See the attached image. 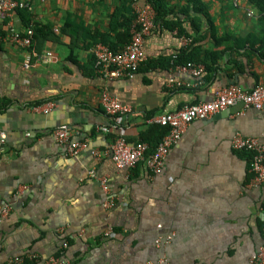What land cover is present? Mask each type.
Wrapping results in <instances>:
<instances>
[{
  "label": "crops",
  "instance_id": "1",
  "mask_svg": "<svg viewBox=\"0 0 264 264\" xmlns=\"http://www.w3.org/2000/svg\"><path fill=\"white\" fill-rule=\"evenodd\" d=\"M26 1L31 22L42 25L33 49L51 51L53 57L25 68L24 50L0 42V131L5 133L0 211L8 208L0 221V264L13 256L45 259L59 251L66 264H155L159 259L162 264H251L250 255L264 241V186H248V158L231 147V137L236 132L260 137L264 106L242 112L232 106L224 115L218 111L192 121L152 177L142 162L132 170L119 169L108 156L96 160L92 150L107 149L119 133L136 141L153 124L150 118L211 100L226 85L250 89L264 81V58L255 53L246 65L247 58L224 42L218 48L237 56L244 67L232 68L223 56L215 77L195 91L189 88L196 86L167 85L169 80L194 83L190 75L145 64L130 77L105 79L90 68V41L105 34L113 38L107 33L109 15L122 0ZM203 3L217 35L244 38L258 32L259 13L248 0ZM182 5L172 0L175 14L169 17L178 15L192 32ZM127 10L131 14L132 4ZM200 16L203 25L194 34L203 49H211L209 26ZM10 27L22 28L17 11L0 18V33ZM178 37L156 24L144 39L146 61L176 53L182 47ZM102 90L130 107L120 129L107 133L97 130L109 123ZM61 124L70 126L71 141L85 144L73 155L53 135ZM108 229L112 236L105 235Z\"/></svg>",
  "mask_w": 264,
  "mask_h": 264
},
{
  "label": "built area",
  "instance_id": "2",
  "mask_svg": "<svg viewBox=\"0 0 264 264\" xmlns=\"http://www.w3.org/2000/svg\"><path fill=\"white\" fill-rule=\"evenodd\" d=\"M26 0H0V18L10 17L17 9L26 8ZM134 19L130 27L131 38L119 51H114L103 43H95L91 47L94 57L93 70L96 74L105 79L132 76L146 60L143 50L145 37L155 28V11L147 0L133 2ZM11 29L7 33H0V42L12 44L24 50V67L28 68L32 62L48 63L52 60V52H37L33 49V29L24 27ZM182 47L191 43V38L185 35L178 37ZM177 71L186 73L193 77L194 83L184 82L183 80H169L168 86L172 88H188L202 83L204 73L203 64L187 63L177 65ZM100 103L107 114L109 123L98 125L97 130L110 132L120 129V123L126 113L130 111L128 105L121 104L118 99L110 95L106 90L100 94ZM232 106H239V112L246 109L260 110L264 106V81L255 83L250 89H246L238 84H229L218 90L215 96L208 101H198L196 103L185 104L180 109L158 114L149 119L151 123L166 126L167 133L161 138L154 149H150L147 142L136 140L129 141L121 133L116 134L107 149L92 150L96 160L102 156H108L114 165L119 169L132 170L142 162L147 169L149 177L160 173L164 166V159L170 148L180 139L185 127L196 119H206L215 112L228 109ZM53 135L58 143L66 145V151L73 155L85 144L79 141H71V128L68 124H61L54 128ZM5 137V133L0 131V146ZM231 147L238 151L250 153L248 170L250 177L248 186H264V133L260 136H246L236 132L231 137ZM91 176L95 175L93 169L89 171ZM102 189L107 192L106 180L99 179ZM113 204L108 198L106 205ZM8 213V208L3 207L0 211V221ZM114 232L108 229L106 236H112ZM160 238L156 243H160ZM171 236L167 235L163 241L167 242ZM63 247L66 242H63ZM163 259H159L155 264H162ZM251 264H264V241L250 255ZM67 260L63 257V251L50 255L45 259H38L35 255L13 256L3 264H66Z\"/></svg>",
  "mask_w": 264,
  "mask_h": 264
},
{
  "label": "trees",
  "instance_id": "3",
  "mask_svg": "<svg viewBox=\"0 0 264 264\" xmlns=\"http://www.w3.org/2000/svg\"><path fill=\"white\" fill-rule=\"evenodd\" d=\"M139 0H122V3L116 5L112 12L110 13V27L112 28L107 33L112 32L113 38L111 39L110 35H104L98 39H92L90 45L95 43H103L110 47L114 51H119L126 43L130 41L131 33L130 27L134 19L133 10L130 12L127 10V6H131L133 2ZM172 0H147L153 7L155 11V23L159 25L166 26L169 30L176 31L177 36L185 35L191 38V43L188 46L181 47L176 53L168 56H159L154 57L153 59L145 60L142 65H146L151 69H173L177 65H186L187 63L193 64H203L204 73L201 77V85H196V87L189 88L190 91H195L202 89L208 84L220 70L219 61L223 56L228 57L227 62L231 65L232 68L242 69L244 65L251 62V55L257 53L264 58V0H248L252 8L256 9L259 13V30L256 33L255 30L249 32L244 38H238L235 36H219L216 34V29L214 22L210 18L206 7L203 3V0H179L183 2L182 7L179 9L180 13L187 17V21L190 23L192 32H189L183 25L184 20L181 19L178 15L175 18H170L169 16L174 13V8L171 6ZM193 13L190 14L189 11ZM19 14L22 21V28L31 27L33 29V42L38 40V35L42 33V25L38 23H32L31 17L29 15L27 8H19L16 10ZM204 16L210 30V38L212 41L211 49H203L202 46L198 43L199 38L194 33L199 32L203 20L201 16ZM48 31L50 27L45 26ZM65 27L62 28L64 30ZM224 42H230L231 51L239 56H244L247 58V62L244 64L240 61L237 56H231L227 49H219L218 47L224 44ZM259 46L255 48V44ZM217 48V49H216ZM244 49V51H240ZM94 59L91 62L90 68H93ZM41 102H37L38 104ZM168 128L166 126H161L158 124H150L148 128L141 133V137L138 140L147 142L150 146V149H154L157 143L161 138L167 133ZM244 152V155L248 158L250 153L247 151Z\"/></svg>",
  "mask_w": 264,
  "mask_h": 264
},
{
  "label": "water",
  "instance_id": "4",
  "mask_svg": "<svg viewBox=\"0 0 264 264\" xmlns=\"http://www.w3.org/2000/svg\"><path fill=\"white\" fill-rule=\"evenodd\" d=\"M230 82L233 83L234 81H230ZM226 113H228V109L221 110V111L219 112L220 115H224V114H226Z\"/></svg>",
  "mask_w": 264,
  "mask_h": 264
}]
</instances>
